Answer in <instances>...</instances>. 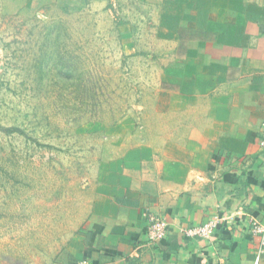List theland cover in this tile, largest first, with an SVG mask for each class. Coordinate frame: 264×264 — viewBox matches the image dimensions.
<instances>
[{
	"label": "rangeland",
	"instance_id": "obj_1",
	"mask_svg": "<svg viewBox=\"0 0 264 264\" xmlns=\"http://www.w3.org/2000/svg\"><path fill=\"white\" fill-rule=\"evenodd\" d=\"M65 1L0 0V264L75 262L95 200L167 136L168 35L139 0Z\"/></svg>",
	"mask_w": 264,
	"mask_h": 264
},
{
	"label": "crops",
	"instance_id": "obj_2",
	"mask_svg": "<svg viewBox=\"0 0 264 264\" xmlns=\"http://www.w3.org/2000/svg\"><path fill=\"white\" fill-rule=\"evenodd\" d=\"M139 17L172 42L160 62L176 90L154 114L167 136L149 149L155 168L143 155L95 200L72 264H253L249 219L264 221V0H139ZM145 211L168 224L160 243L148 244ZM212 219L209 241L181 233Z\"/></svg>",
	"mask_w": 264,
	"mask_h": 264
},
{
	"label": "built area",
	"instance_id": "obj_3",
	"mask_svg": "<svg viewBox=\"0 0 264 264\" xmlns=\"http://www.w3.org/2000/svg\"><path fill=\"white\" fill-rule=\"evenodd\" d=\"M260 146L264 149V138L260 141ZM145 233L148 244H157L164 240L167 234V222L158 215L145 211ZM219 227V220H208L201 225L191 226L181 229L182 235L189 239H202L209 241ZM249 232L257 243L256 255L253 264H260V259L264 253V221H258L250 217Z\"/></svg>",
	"mask_w": 264,
	"mask_h": 264
}]
</instances>
